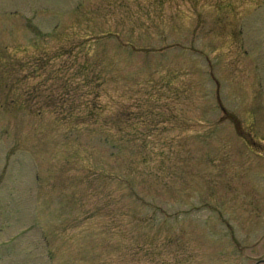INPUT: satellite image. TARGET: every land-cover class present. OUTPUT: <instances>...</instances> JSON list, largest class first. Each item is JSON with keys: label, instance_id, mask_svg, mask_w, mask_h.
<instances>
[{"label": "rangeland", "instance_id": "1", "mask_svg": "<svg viewBox=\"0 0 264 264\" xmlns=\"http://www.w3.org/2000/svg\"><path fill=\"white\" fill-rule=\"evenodd\" d=\"M0 264H264V0H0Z\"/></svg>", "mask_w": 264, "mask_h": 264}, {"label": "trees", "instance_id": "2", "mask_svg": "<svg viewBox=\"0 0 264 264\" xmlns=\"http://www.w3.org/2000/svg\"><path fill=\"white\" fill-rule=\"evenodd\" d=\"M7 69H8V68H7ZM11 71L14 72V69L12 68ZM11 71H10V72H11ZM6 77L9 78V80H11V79H12V74L7 75ZM3 90H4L5 93H6V92L12 93V85H11V83L8 84V81L5 82V83H4V86H3ZM12 94H13V93H12ZM7 98H9V96H8ZM9 100H10V99H9ZM11 102H13V103L19 102V103L21 104L19 107H23V106H24V101H14V100H11ZM19 107H16V108H19Z\"/></svg>", "mask_w": 264, "mask_h": 264}]
</instances>
